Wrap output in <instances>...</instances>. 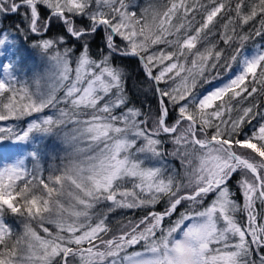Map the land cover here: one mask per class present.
Segmentation results:
<instances>
[{"label": "snow or ice", "instance_id": "snow-or-ice-1", "mask_svg": "<svg viewBox=\"0 0 264 264\" xmlns=\"http://www.w3.org/2000/svg\"><path fill=\"white\" fill-rule=\"evenodd\" d=\"M0 122V264H264V0H0Z\"/></svg>", "mask_w": 264, "mask_h": 264}, {"label": "trees", "instance_id": "trees-1", "mask_svg": "<svg viewBox=\"0 0 264 264\" xmlns=\"http://www.w3.org/2000/svg\"><path fill=\"white\" fill-rule=\"evenodd\" d=\"M144 2H145V0H139L140 4H143ZM16 19H17L16 17H10L8 20L3 22V27H6V28L9 27ZM56 31H57V29L54 28L53 32H56ZM99 40H100V38L97 37L96 43H99ZM93 47H95V45ZM248 48H249V51H251V49H252L251 43L248 45ZM19 56L23 57L25 67L23 70L17 69V74L21 80H25V79H27V77L24 75V72L27 71V69L32 67V65H33V57L31 55L30 45H28V44L23 45V48L21 49ZM10 58L11 57L9 56V59ZM7 62H8L7 60H4V63H7ZM127 71L132 75V80H131L129 86L133 89H135L137 87H143L142 84L138 83V77L140 76V73H139V71L137 69V65L135 64L134 61L127 63ZM143 102H144V97L141 95V96H139L137 103L139 104V103H143ZM152 103H153V107H154V101H152ZM0 123H2V122H0ZM49 163H52V161H49ZM55 163H59V161H56ZM47 166L48 165H45V167H47ZM130 218H133V217H130ZM5 219L8 220L9 223H14V219L11 217H6ZM123 220H124L123 217H121V218L117 217L115 219H112V223H111L112 229L114 231L116 229H118L120 226V223H122ZM15 227H16L17 231H20L22 228V226L19 225L18 223L15 224Z\"/></svg>", "mask_w": 264, "mask_h": 264}, {"label": "rangeland", "instance_id": "rangeland-1", "mask_svg": "<svg viewBox=\"0 0 264 264\" xmlns=\"http://www.w3.org/2000/svg\"><path fill=\"white\" fill-rule=\"evenodd\" d=\"M117 217L121 218L122 216H118V215H116V214H113V215H112V219H115V218H117ZM50 227H51V226H50Z\"/></svg>", "mask_w": 264, "mask_h": 264}]
</instances>
